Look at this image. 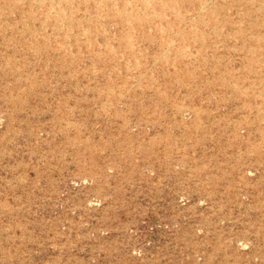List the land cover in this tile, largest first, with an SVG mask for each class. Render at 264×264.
<instances>
[{"label": "rangeland", "instance_id": "374dc122", "mask_svg": "<svg viewBox=\"0 0 264 264\" xmlns=\"http://www.w3.org/2000/svg\"><path fill=\"white\" fill-rule=\"evenodd\" d=\"M0 264H264V0H0Z\"/></svg>", "mask_w": 264, "mask_h": 264}]
</instances>
